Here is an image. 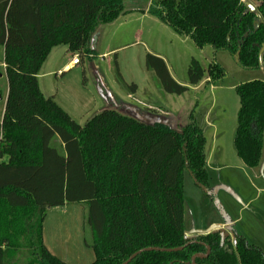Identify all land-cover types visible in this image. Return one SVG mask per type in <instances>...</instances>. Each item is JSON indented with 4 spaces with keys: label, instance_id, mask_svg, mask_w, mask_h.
<instances>
[{
    "label": "trees",
    "instance_id": "trees-1",
    "mask_svg": "<svg viewBox=\"0 0 264 264\" xmlns=\"http://www.w3.org/2000/svg\"><path fill=\"white\" fill-rule=\"evenodd\" d=\"M257 14L242 0H157L150 15L189 38L198 48L227 50L248 70L260 68L264 44V0ZM125 13V0H0V46L9 84L0 124V264H68L43 241L48 209L68 204L87 207L86 225L96 256L93 264H264V254L239 237L236 253L218 234L185 239L184 176L208 188L202 128L190 122L182 131L145 124L104 110L79 125L39 85V73L54 48L92 59L91 41L100 27ZM248 34L247 38L245 36ZM264 59V55H263ZM164 91L183 95L224 72H207L193 60L186 86L171 76L163 58L148 54ZM133 92L136 86L132 85ZM241 108L234 146L249 169L260 165L264 138V82L237 88ZM183 248L178 252L167 250Z\"/></svg>",
    "mask_w": 264,
    "mask_h": 264
},
{
    "label": "rangeland",
    "instance_id": "rangeland-1",
    "mask_svg": "<svg viewBox=\"0 0 264 264\" xmlns=\"http://www.w3.org/2000/svg\"><path fill=\"white\" fill-rule=\"evenodd\" d=\"M155 1L125 0V13L105 25L102 37H96L99 51L92 59L78 55L81 63L73 65L74 54L66 46L56 48L39 73L40 88L81 126L104 110L147 124H168L179 132L190 122L197 123L206 139L205 153L212 169L209 189L199 187L192 174L185 172V230H205L213 223L233 221L235 232L264 253V178L259 177L264 161L256 169H249L234 146L241 108L237 88L253 81L264 82V65L244 69L227 50L216 51L210 46L200 49L156 17L148 14L142 18L144 10ZM243 1L258 7L252 0ZM148 54L163 58L171 76L183 86L188 83L193 60L207 77L211 65H219L224 74L213 82L206 78L183 95L168 94L153 70L147 68ZM66 66L68 69L58 72ZM132 85L136 86L135 92ZM8 93L4 48L0 46V123ZM217 165L226 168L214 171ZM223 177L229 179L228 183ZM86 216L83 204L47 210L43 227L46 243L65 263L95 262L94 251L86 245V241L91 242ZM31 258L23 250L14 262L27 264Z\"/></svg>",
    "mask_w": 264,
    "mask_h": 264
},
{
    "label": "flooded vegetation",
    "instance_id": "flooded-vegetation-1",
    "mask_svg": "<svg viewBox=\"0 0 264 264\" xmlns=\"http://www.w3.org/2000/svg\"><path fill=\"white\" fill-rule=\"evenodd\" d=\"M252 1L256 5H258V7L249 6L247 3H245L242 0V2L244 4H246V6L249 8L250 12H252L250 7H253L255 9V11L252 12V13L257 14V18L259 20L258 22H259V26H260V21H262V15H261L259 9L262 7L263 2L260 1V0H252ZM263 46H264V44H263ZM262 50H263V47H262ZM262 50H261V57H260V66L264 65V59H263L264 51H262ZM207 169H208V161H207ZM208 174H209V169H208ZM209 180H210V175H209ZM208 189H209V185H208ZM232 223H233V221H228V224H225V223H219L218 225H212L211 224L207 229L204 230L203 233H193L191 235H187L186 234V230H185V239L190 240V243H192V242H195V239L200 237V236H207V235H210V234H218L221 237L222 242H224L226 239H228V241L232 244L231 252H234L237 255V253H236V243H237V239L239 237H241V238H244L246 240L248 245L260 249L259 247L250 244L244 236L239 235L237 232H235L234 226H233ZM262 253H263V251H262ZM209 254H210V249H208L206 254H196V255L193 256V258L195 256H197L196 259H198V258L204 259V258H207L209 256ZM193 258H192V264H196V259L193 260Z\"/></svg>",
    "mask_w": 264,
    "mask_h": 264
},
{
    "label": "crops",
    "instance_id": "crops-1",
    "mask_svg": "<svg viewBox=\"0 0 264 264\" xmlns=\"http://www.w3.org/2000/svg\"><path fill=\"white\" fill-rule=\"evenodd\" d=\"M149 6L150 5H148V7L146 8V10H144V14L142 15V18H145V16L146 15H148L149 14V12H148V8H149ZM107 26H109V25H107ZM104 27H106V26H102V27H100L99 28V30L96 32V34L94 35V37H93V39H92V42H91V48L98 54V51H99V47H97L96 46V44H95V41H96V37H102L103 35H104ZM58 48V47H57ZM56 48H54L53 50H52V52L50 53V55L48 56V58L51 56V54L53 53V51L55 50ZM69 50V49H68ZM108 54H111V52H109V53H107V54H105V55H108ZM47 58V59H48ZM47 61V60H46ZM70 66V65H69ZM69 66H66V67H64V68H61V69H59V73H61V72H64L66 69H68V67ZM39 80H40V78H39ZM42 91V90H41ZM1 124V123H0ZM209 157L207 158V161H208V169L210 170V169H212V168H210V166H209V164H210V161H209ZM262 161H264V142H263V150H262V157H261V162H260V164L262 163ZM260 166V165H259ZM258 166V167H259ZM226 167L225 166H219V165H217L213 170L214 171H217V172H221L222 170H224ZM254 169H256V168H254ZM245 174V173H244ZM245 176H246V174H245ZM248 177V176H247ZM260 178H264V162H263V165H262V169H261V175L259 176ZM223 179H224V182H227L228 183V180L229 179H227V178H225V177H223ZM219 223H213L212 225H218ZM204 232V229H201V228H196V227H189L187 230H186V234L187 235H191V234H193V233H203ZM43 241H44V244H45V246L47 247V249L50 251V253L53 255V252H52V250H51V248L48 246V244L46 243V239H45V234H44V231H43Z\"/></svg>",
    "mask_w": 264,
    "mask_h": 264
},
{
    "label": "water",
    "instance_id": "water-1",
    "mask_svg": "<svg viewBox=\"0 0 264 264\" xmlns=\"http://www.w3.org/2000/svg\"><path fill=\"white\" fill-rule=\"evenodd\" d=\"M251 11L254 12L255 9L253 7H250ZM255 30H257L259 28V22H255ZM248 34L245 36V38H247ZM92 42V41H91ZM264 51V46H263V50ZM236 59L237 61L239 60V55L236 56ZM155 123H160V122H155ZM155 123H152V124H155ZM147 124V123H145ZM152 124H148V125H152ZM161 124H164V123H161ZM165 125H168V124H165ZM169 126V125H168ZM172 128V127H171ZM173 129V128H172ZM175 130V129H174ZM177 131V130H176ZM183 248H177V249H171V250H167V252H178V251H181ZM153 250H157L155 248H147V249H143L141 251H138L137 253H135L132 257H130L126 262H124L123 264H129L132 260H134L138 255L142 254L143 252H150V251H153ZM197 256H195L193 258V260L196 259Z\"/></svg>",
    "mask_w": 264,
    "mask_h": 264
},
{
    "label": "built area",
    "instance_id": "built-area-1",
    "mask_svg": "<svg viewBox=\"0 0 264 264\" xmlns=\"http://www.w3.org/2000/svg\"><path fill=\"white\" fill-rule=\"evenodd\" d=\"M81 63V60L79 59L78 55L73 56V65H79Z\"/></svg>",
    "mask_w": 264,
    "mask_h": 264
}]
</instances>
